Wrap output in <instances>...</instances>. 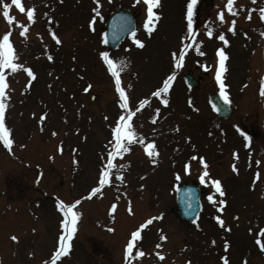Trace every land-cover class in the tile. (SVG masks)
I'll use <instances>...</instances> for the list:
<instances>
[{
    "label": "rangeland",
    "instance_id": "rangeland-1",
    "mask_svg": "<svg viewBox=\"0 0 264 264\" xmlns=\"http://www.w3.org/2000/svg\"><path fill=\"white\" fill-rule=\"evenodd\" d=\"M21 2L25 12L14 5L9 9L12 25L0 15V36L11 33L13 62L22 66L3 71L8 85L4 122L12 144L0 142V264H52L59 236L66 235L58 201L75 205L79 215L67 253L55 264H128L124 249L130 234L150 218L133 243L131 264H224L222 257L228 264H264V21L259 14L264 0H234L235 15L224 8L226 0H197L191 34L188 0H158L150 32L143 26V0ZM28 7L34 8L31 24ZM120 7L132 12L136 28L107 50L103 23ZM17 24L27 25L25 36ZM221 33L226 45L216 38ZM217 49L226 57L221 83L232 108L226 121L216 118L207 100L210 92L221 91L213 72ZM101 53L116 65L126 109L120 108L115 78ZM199 68L206 72L196 88L188 89L182 73ZM169 77L168 91L152 95ZM121 116L131 125L134 142L124 140L129 150L113 152L114 167L101 186L99 174L115 146L112 129ZM247 129L251 136L243 134ZM211 180L220 182L223 196ZM186 182L201 190V211L192 223L169 212L175 189ZM136 249L143 255L136 257Z\"/></svg>",
    "mask_w": 264,
    "mask_h": 264
},
{
    "label": "snow or ice",
    "instance_id": "snow-or-ice-1",
    "mask_svg": "<svg viewBox=\"0 0 264 264\" xmlns=\"http://www.w3.org/2000/svg\"><path fill=\"white\" fill-rule=\"evenodd\" d=\"M96 2L98 5V0H96ZM143 3L145 5H147V8H146L147 19L144 21L143 26H144L145 30L150 32L152 30V27H154V23L150 26V22L153 21L154 17H156L158 19L157 14L153 11V9L155 7H157V5H158V0H143ZM196 3H197V0H188V2H187V17H186V19H187V29H188V32L190 34L193 31V24H192L193 6ZM12 5H14L15 8L18 9L20 12H25V8L22 5L21 0H11V4L5 2V0H0V8H2V12H0V15L3 16V18L7 21V23L9 25H12L13 20H14V17H12L9 14V9ZM224 8L227 10V12L229 14H232V15L236 14V9L234 7V0H226ZM94 11H95V9H94ZM26 12H27L28 24H31L34 21V8L28 7L26 9ZM259 14H260V20L264 21V7H261L259 9ZM246 18H250V17H246ZM217 19L221 23L224 22L223 12L217 13ZM234 23H235V21L231 22L229 29H228L229 31L234 30L232 27V25H234ZM89 26L91 27V22H90ZM16 27L18 29H20L19 35L25 36V33L27 31V25L17 24ZM10 34H11L10 32H5L2 36H0V142H2L5 147H10L12 144V140L9 138V131L10 130L5 127V122H4L5 108L7 106L6 102L8 99L7 94L5 92V89L7 88L8 85L5 81V76L3 75V71H4V69L16 71L17 69L22 67L21 65H18L17 63L13 62L16 59V57L14 55V50H13L12 44H11L10 39H9ZM206 34L209 37H211L212 36L211 29H208ZM262 35H264V33H262ZM52 38L57 43H60V41L58 40V38L55 36L54 33L52 34ZM216 38L223 41L225 45L228 43V41L225 39L223 33L219 34ZM135 42L138 46H142L140 41L137 40ZM200 54L202 55L203 53H200ZM216 55L220 58V60H219V63L216 67L215 79L221 88V98L224 100L225 103H227L228 102L227 95L223 91L225 86L223 83H221V72L224 70L223 69V62L226 59V57L220 49L216 50ZM101 57L104 60V62L107 64L108 71L110 72L111 76L113 78H115V90L119 94V97H120V108L126 109L128 107V105L126 102L125 93L121 89L119 75H118V72L116 71V65L113 63L112 60H110L108 58L106 53H101ZM183 57H184V51H183V49H181L179 52V57L176 58L175 67L179 68L181 66L180 61L183 59ZM49 59H51V57H49ZM23 71H25L29 77L34 78V74L30 69L23 68ZM170 79H171V77L164 80L163 86L160 87L156 92L152 93V95L160 96L161 93H166L168 91V88H169V80ZM90 87H91L90 85L86 86L84 88V91L88 92ZM261 95H264V80H262V82H261ZM161 102L165 103V104L167 103L166 100H162ZM132 115H133L132 112L127 113V116L129 119L131 118ZM40 119L43 120L44 117L41 116ZM54 134L55 133H53V135ZM112 136H113V139L115 141V146L113 148V151H110L108 153L107 165L104 167V169L99 174V184L101 186L108 183V174H109L108 170L114 167V165H113V152H117V154H119V151L127 152L129 150L127 148V146H122V141H124V140H128L129 142H134V133L131 131V125L127 123V121L125 120V118L123 116H121L120 119L116 121L115 127L112 129ZM245 139H247V137H245ZM140 142L143 143V141H140ZM148 148L153 149L152 152H148V155L149 156L155 155L154 144L149 143ZM145 150L147 151V149H145ZM233 155L235 156V153ZM192 159H197V157L193 156ZM154 162L155 161H153V163ZM199 162L205 168L207 167L206 163L202 157L199 158ZM187 170H188V166L185 165V172H187ZM235 170H236L235 166L233 165V171H235ZM205 176H207L206 171L203 172L200 176V181L202 184L205 183V179H204ZM120 178H121L120 176H117V179H120ZM210 183L213 186L215 192L219 193L220 196L224 195V192L222 191L220 182L218 180H211ZM99 190H100L99 188H93L91 191L92 192H98ZM208 200L211 202L213 200V197L211 195H209ZM79 203H80L79 200H77L75 202V204H79ZM224 203L225 202L223 200L219 201L220 209H218V210H222ZM74 207H75V205L65 206L61 202H59V201L57 202V208L63 212V215L65 217V221L61 223V228L64 229V233H66V235L61 234L59 236L58 247H56V249L53 253L52 264H55V261L58 257L67 253V249L69 247V245L67 244V240L71 238L73 232L75 231V222H76V219L79 215L77 212H74L72 210ZM115 207H116V205L113 204L112 210H114ZM151 219L152 218L145 221L143 224H141L136 230H134L130 234V239L128 240V242L125 246V249H124L125 260L128 262V264H131V260H129V255L133 250V242L135 240L140 239V229H143L147 224L151 223ZM157 219H158V217H157ZM217 221L221 225L223 224V221L219 220V218H217ZM109 230H111V229H109ZM260 232L264 233V229H261ZM12 239L15 240L16 237H12ZM160 239L163 240V239H165V237L161 236ZM256 242H257V244L260 243L259 238H257ZM157 247H159V245H157ZM227 247H228V245L226 242L225 248H227ZM261 250L264 251V246L261 247ZM135 255H136V257H140L143 255V253L139 249H136ZM221 259L224 261V264H228L226 259H224L223 257Z\"/></svg>",
    "mask_w": 264,
    "mask_h": 264
},
{
    "label": "water",
    "instance_id": "water-1",
    "mask_svg": "<svg viewBox=\"0 0 264 264\" xmlns=\"http://www.w3.org/2000/svg\"><path fill=\"white\" fill-rule=\"evenodd\" d=\"M107 22V28L109 32L105 36V44L109 48H113L126 33H130L133 30V21L130 14L125 10H118L113 12ZM184 79L189 86L197 85V81L192 79L189 74L184 75ZM210 101L216 108L217 114L227 118L229 115L228 107L217 97V95H212ZM182 195H188V190L184 189ZM183 198V197H182ZM188 204V207L186 205ZM181 206L185 209L180 210ZM197 196H194V200H190L188 203L181 199L179 207H174L172 211L176 213L181 219H191L195 216L198 211Z\"/></svg>",
    "mask_w": 264,
    "mask_h": 264
},
{
    "label": "flooded vegetation",
    "instance_id": "flooded-vegetation-1",
    "mask_svg": "<svg viewBox=\"0 0 264 264\" xmlns=\"http://www.w3.org/2000/svg\"><path fill=\"white\" fill-rule=\"evenodd\" d=\"M249 132H251V131H249Z\"/></svg>",
    "mask_w": 264,
    "mask_h": 264
}]
</instances>
